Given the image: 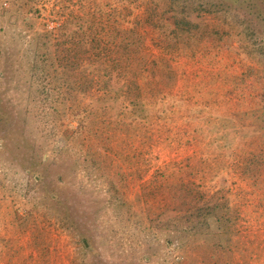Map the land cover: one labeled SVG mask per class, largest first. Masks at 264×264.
Here are the masks:
<instances>
[{
  "label": "rangeland",
  "instance_id": "rangeland-1",
  "mask_svg": "<svg viewBox=\"0 0 264 264\" xmlns=\"http://www.w3.org/2000/svg\"><path fill=\"white\" fill-rule=\"evenodd\" d=\"M127 1L37 0L28 11L3 1L7 10L0 15V116H5L0 120V264H72L78 236L57 224L55 212L70 215L78 229L90 234L97 247L90 255L93 264H128L124 260L129 255L144 256V264H171L172 257L177 264H264L263 0H228L224 5L229 8L217 11L205 0L202 6L190 0L191 9L197 8L189 18L199 29L217 33L203 31L190 42L169 40L185 43L182 51L171 47L164 52L161 32L138 22L145 34L143 50L157 60L156 73L147 77L153 89L151 102L144 104L149 111L143 106L145 116L139 117L141 109L128 106L127 124L106 126L115 138L114 152L107 150L100 158L103 171L91 168V150L90 159L80 163L76 151L71 157L61 153L77 120L69 112L56 111L43 94L35 96L31 63L44 45L35 42L38 32L47 28L58 36L67 17L75 34L83 18L105 25L110 19L118 25ZM130 1L131 21H142L147 14L152 20L169 19V0ZM258 7L261 15L254 13ZM246 25L253 36H246ZM118 56L112 51L110 58L119 69ZM76 67L73 79H83L78 78L83 64ZM140 77L137 81L142 83ZM78 95L76 101L87 102V94ZM111 95L120 99L118 91ZM42 143L47 161L44 182L39 184L25 166L38 158L34 147ZM189 188L194 190L191 197L186 194ZM44 190L60 195L57 204ZM181 192L187 202L178 208ZM27 197L30 201L24 204ZM36 200L37 206L30 209ZM214 201L221 202L218 212L228 216L227 233L212 218L209 234L179 229L188 221L186 215L178 216L181 211L193 203ZM139 220L148 226L146 231L160 228L158 241L151 236L136 242L140 234L134 240L138 230L131 228ZM165 237L171 239L168 244ZM183 239V248H176ZM220 239L225 248L212 244Z\"/></svg>",
  "mask_w": 264,
  "mask_h": 264
},
{
  "label": "trees",
  "instance_id": "trees-1",
  "mask_svg": "<svg viewBox=\"0 0 264 264\" xmlns=\"http://www.w3.org/2000/svg\"><path fill=\"white\" fill-rule=\"evenodd\" d=\"M3 1L4 0H0V15H3L7 10L3 5ZM7 1L10 4L9 6H13L16 10L24 7V9L26 8L25 11H28L33 9L37 0ZM260 1L262 3V0ZM128 2L131 1H127V4ZM202 2H204V0H199L201 6L203 4ZM205 2L209 3L212 10H226L229 8L228 5H224L228 0H219L217 3L215 0H205ZM219 2H222V4H219ZM169 3V19L168 16H166L156 17L152 20V15L147 14L142 21H137L135 19L131 21V18L128 16L131 9L126 4L123 7L124 13L121 15L120 24H116L115 26L112 25L110 19L107 25H105L103 23H94L93 20L88 23L89 19L85 21L83 18L82 22L79 24V30L76 31L75 34L69 27L70 24L67 17V19L62 20L59 26L62 31L58 36L54 37L52 29L43 28L38 32L39 36L35 42L39 43L41 41L40 43L44 45L42 51L34 56L35 61L31 63L33 71L35 72L34 76L31 77L32 83L35 85V96L36 98H43V94L48 100L50 99L49 102L53 104L56 111H63L64 113L69 112L68 114L77 120L76 125H74L70 133H68L67 142H65L60 150L61 153L64 152L66 154V157H71V154L76 151V154L81 157L77 162L80 163L90 159L91 150V161H93V163H90L91 168L93 167L95 170L97 168L103 171L100 165V158H104L108 153L107 150L114 152L113 140L115 138L114 133L106 131V126L109 127L110 124L118 126L120 123H125V118H127L129 110L128 106L140 108L139 117L145 116L142 113L143 106V111H149V108H146L145 105L151 102L150 96L153 89L147 84V81H149L147 77L149 74L156 73L153 66L157 60L155 58L149 59V55L144 52L143 43L145 34L139 29L137 25L138 22H142L151 27L155 26V28L161 32L160 40L164 43H160V45L164 52L171 51V47H179L180 51L183 50L182 48L185 43H169V40H198L202 36L203 31L217 33L216 29L214 31L207 30L205 27L203 30L199 29L197 27L198 22H193L189 18L191 10L197 8L194 7L191 9L189 5L190 0H169ZM254 13L261 15L262 7L256 8ZM108 14V17H110L111 14ZM25 18L27 19L28 17L25 15ZM249 20L250 19H248L246 23ZM96 22L100 21L98 20ZM247 28L249 30H247ZM243 31H246L245 34L248 37L254 35L250 25H246ZM218 35L221 36L222 34L218 32ZM50 44H53V46L50 47ZM112 51L118 52L119 56L116 60L118 59L119 69L113 59L110 58ZM74 58H76V62H74ZM80 63L83 64V68L80 67L78 78L84 77L83 79H73L74 75L78 73L77 67L75 68V66ZM59 68H61L62 71H58ZM113 70H116L115 74ZM145 71H147L146 74H144ZM141 75L142 83L137 81V78ZM116 81L120 83L115 87L114 82ZM73 90H76L74 95ZM113 90L118 91L120 99H116V97L111 95ZM79 93L81 96L87 94V102L80 104L81 100L76 101ZM155 99H157V97ZM4 118L5 116H0L1 121L5 120ZM5 138H7V135L4 133L2 135V144L4 146H6ZM86 140L89 141V144H86ZM18 146L19 144L15 145V148ZM34 148L38 150V158L35 157L34 159H30L29 164L25 167L28 169V173L32 175L35 182L43 184L45 175L44 164L47 161V157H43L42 150L44 149V145L42 143ZM77 157L75 158L74 156L76 160ZM82 166L85 168L88 167V165L86 166L85 164H82L81 167ZM141 174L142 173L139 172V175ZM62 178L63 175H60L59 179ZM44 192L48 193L47 198H49L54 205L57 204L54 202L60 200V195L55 191L44 190ZM186 194L191 197L194 195V190L189 188ZM179 198L181 204H179L178 208L183 207L182 205L187 202V195L184 198L183 192H181ZM28 201H30L29 197L25 199L24 204H27ZM122 202L123 201H121V204ZM43 203H47L45 199ZM220 203L221 202L214 201L189 205L184 212L181 211L178 215L180 217L186 215L185 219L188 220L186 224L179 225V229H184L183 231H191L193 233L207 232V234H209L212 230L210 228V219L212 218L219 223L218 226L220 225L224 233H227L230 229L227 222L228 216L225 211L218 212L217 209L221 206ZM37 204L38 200L33 201L32 204L29 205L30 209L36 207ZM125 204L126 201L124 202V205ZM62 211H64V209ZM54 216L59 226L73 229L71 232L78 236L74 255L72 257V264H93L90 255L93 257L97 253V247L93 245L90 234L85 230L78 229L76 222L66 213L55 212ZM147 227L148 226H146L142 220L136 222L135 226L132 225L131 230L133 232L138 230V233L133 236L134 240L137 234L141 236L140 239L135 240L136 242L145 241L146 239H150L151 236V239L159 240L160 228H156L157 231L153 229L146 231L148 229ZM203 238L206 237L203 236ZM134 240L129 239L131 243ZM170 240L171 239L165 237L164 241L168 244ZM184 240L185 239L178 241L175 247L179 249L183 248V245L186 243ZM212 244L221 245L222 248L226 247V244L221 241V239L214 240V242L212 241ZM215 248L216 247H213V249ZM129 256L131 259H125V263L127 262L130 264L131 261H133V264H144V256L138 258H134L133 255ZM149 256L150 255H147L146 257L149 258ZM171 264H177V260L173 257Z\"/></svg>",
  "mask_w": 264,
  "mask_h": 264
}]
</instances>
